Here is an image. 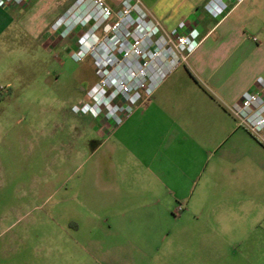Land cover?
<instances>
[{"label":"crops","instance_id":"1","mask_svg":"<svg viewBox=\"0 0 264 264\" xmlns=\"http://www.w3.org/2000/svg\"><path fill=\"white\" fill-rule=\"evenodd\" d=\"M65 1L40 0L48 39L44 15ZM142 1L201 44L121 126L81 117L93 146L76 152V264H264V146L228 110L264 82V0L217 16L210 0ZM27 10L0 5V36Z\"/></svg>","mask_w":264,"mask_h":264},{"label":"rangeland","instance_id":"2","mask_svg":"<svg viewBox=\"0 0 264 264\" xmlns=\"http://www.w3.org/2000/svg\"><path fill=\"white\" fill-rule=\"evenodd\" d=\"M75 2L44 15L49 39L40 0L0 36V264H76V152L93 146L78 108L97 77L79 31L52 29Z\"/></svg>","mask_w":264,"mask_h":264},{"label":"built area","instance_id":"3","mask_svg":"<svg viewBox=\"0 0 264 264\" xmlns=\"http://www.w3.org/2000/svg\"><path fill=\"white\" fill-rule=\"evenodd\" d=\"M24 1L0 0V5L20 6ZM243 1L210 0L205 9L217 16ZM52 29L62 38L79 31L76 63L91 58L95 65L97 80L87 91L79 113L101 117L115 127L129 119L176 68L188 65L201 44L196 30L167 31L142 0H123L117 9L104 0H76ZM257 85L260 90L245 93L228 110L264 146L262 79Z\"/></svg>","mask_w":264,"mask_h":264}]
</instances>
